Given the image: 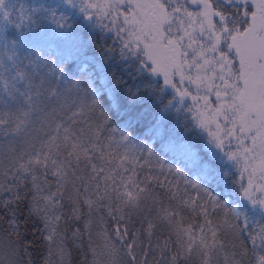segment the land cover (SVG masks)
Listing matches in <instances>:
<instances>
[{
  "label": "snow or ice",
  "instance_id": "snow-or-ice-1",
  "mask_svg": "<svg viewBox=\"0 0 264 264\" xmlns=\"http://www.w3.org/2000/svg\"><path fill=\"white\" fill-rule=\"evenodd\" d=\"M0 264H264V0H0Z\"/></svg>",
  "mask_w": 264,
  "mask_h": 264
},
{
  "label": "trees",
  "instance_id": "trees-1",
  "mask_svg": "<svg viewBox=\"0 0 264 264\" xmlns=\"http://www.w3.org/2000/svg\"><path fill=\"white\" fill-rule=\"evenodd\" d=\"M97 35V47L93 48L90 54L99 56V44L103 43L99 40V33ZM107 44H111V40L107 41ZM106 71L109 75L113 77L114 80L117 81H126L127 83H120L118 84V88L121 92L124 91L125 88L129 86H133L135 84V81L132 80L131 76L129 75L130 69L126 68V65H123L121 63H118L115 59L106 62ZM159 147V145H157Z\"/></svg>",
  "mask_w": 264,
  "mask_h": 264
}]
</instances>
